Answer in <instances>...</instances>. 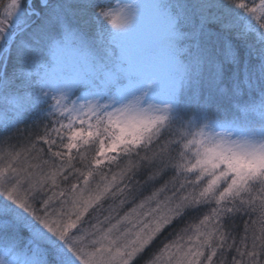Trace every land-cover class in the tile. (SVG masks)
Wrapping results in <instances>:
<instances>
[{
	"label": "snow or ice",
	"instance_id": "obj_1",
	"mask_svg": "<svg viewBox=\"0 0 264 264\" xmlns=\"http://www.w3.org/2000/svg\"><path fill=\"white\" fill-rule=\"evenodd\" d=\"M137 261L264 264V0H0V264Z\"/></svg>",
	"mask_w": 264,
	"mask_h": 264
},
{
	"label": "trees",
	"instance_id": "obj_2",
	"mask_svg": "<svg viewBox=\"0 0 264 264\" xmlns=\"http://www.w3.org/2000/svg\"><path fill=\"white\" fill-rule=\"evenodd\" d=\"M144 194L147 195L148 193L145 192ZM107 203H108V202L105 203V207H107ZM127 207H130V205H129V206H126L125 209H123V210L121 211V214H123V211H126V210H127ZM193 215H196V214H193ZM154 247H155V246H154ZM150 251H151V250H149V252H146V253H145V257H144V258H146V257L150 254ZM142 259H143V258H142ZM229 259H230V255H229ZM137 264H141V261H137Z\"/></svg>",
	"mask_w": 264,
	"mask_h": 264
},
{
	"label": "rangeland",
	"instance_id": "obj_3",
	"mask_svg": "<svg viewBox=\"0 0 264 264\" xmlns=\"http://www.w3.org/2000/svg\"><path fill=\"white\" fill-rule=\"evenodd\" d=\"M170 238V237H169Z\"/></svg>",
	"mask_w": 264,
	"mask_h": 264
}]
</instances>
